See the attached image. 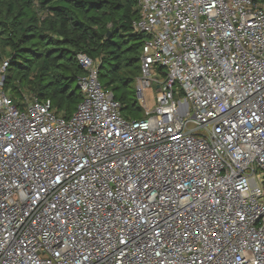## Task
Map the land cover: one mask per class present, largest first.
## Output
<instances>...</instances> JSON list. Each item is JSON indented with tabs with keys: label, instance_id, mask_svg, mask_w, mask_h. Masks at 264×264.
<instances>
[{
	"label": "built area",
	"instance_id": "2783aa9c",
	"mask_svg": "<svg viewBox=\"0 0 264 264\" xmlns=\"http://www.w3.org/2000/svg\"><path fill=\"white\" fill-rule=\"evenodd\" d=\"M136 1L143 119L86 53L69 117L0 64V264H264V0Z\"/></svg>",
	"mask_w": 264,
	"mask_h": 264
},
{
	"label": "trees",
	"instance_id": "16d2710c",
	"mask_svg": "<svg viewBox=\"0 0 264 264\" xmlns=\"http://www.w3.org/2000/svg\"><path fill=\"white\" fill-rule=\"evenodd\" d=\"M138 15L136 0H0L5 89L17 103L25 91L50 98L69 117L82 100L77 55L86 53L99 62V79L124 116L143 119L135 87L145 40L133 26Z\"/></svg>",
	"mask_w": 264,
	"mask_h": 264
},
{
	"label": "rangeland",
	"instance_id": "374dc122",
	"mask_svg": "<svg viewBox=\"0 0 264 264\" xmlns=\"http://www.w3.org/2000/svg\"><path fill=\"white\" fill-rule=\"evenodd\" d=\"M5 60V57L3 56V58L2 59H0V64H1V62L2 61H4ZM78 84V83H77ZM25 92H27V91H25ZM27 93H29V92H27ZM32 94V93H31ZM147 96L148 97H151L152 99L153 98H157V97H159V92L155 89V88H153L152 90H149L148 92H147ZM137 97H138V99L140 100V95L139 94H137ZM151 106H154V104L152 103V104H150ZM145 110V109H144ZM145 114H146V110H145Z\"/></svg>",
	"mask_w": 264,
	"mask_h": 264
},
{
	"label": "water",
	"instance_id": "95a60500",
	"mask_svg": "<svg viewBox=\"0 0 264 264\" xmlns=\"http://www.w3.org/2000/svg\"><path fill=\"white\" fill-rule=\"evenodd\" d=\"M77 86L79 87V84H77ZM139 95H141L140 93H138Z\"/></svg>",
	"mask_w": 264,
	"mask_h": 264
}]
</instances>
